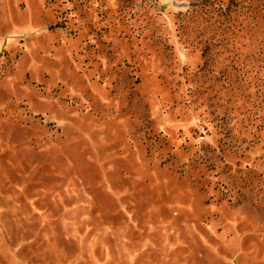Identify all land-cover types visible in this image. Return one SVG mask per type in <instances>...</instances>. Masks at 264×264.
Wrapping results in <instances>:
<instances>
[{
  "label": "rangeland",
  "instance_id": "obj_1",
  "mask_svg": "<svg viewBox=\"0 0 264 264\" xmlns=\"http://www.w3.org/2000/svg\"><path fill=\"white\" fill-rule=\"evenodd\" d=\"M0 264H264V0H0Z\"/></svg>",
  "mask_w": 264,
  "mask_h": 264
}]
</instances>
